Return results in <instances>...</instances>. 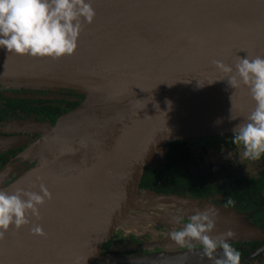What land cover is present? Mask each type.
I'll return each instance as SVG.
<instances>
[{"label":"water","instance_id":"95a60500","mask_svg":"<svg viewBox=\"0 0 264 264\" xmlns=\"http://www.w3.org/2000/svg\"><path fill=\"white\" fill-rule=\"evenodd\" d=\"M88 2L95 17L90 25L81 21L71 56L34 58L0 47V87H65L84 96L54 124L1 122L0 155L28 143L16 164L30 166L1 168L0 191L38 193L43 183L52 199L38 220L19 231L10 226L0 241V264H97L115 230L172 232L179 219L207 209L215 212L213 237L231 231L226 241L263 239L258 226L232 209L142 189L140 182L146 167L165 160L166 144L234 134L246 122L255 108L248 88H230L213 61L234 66L238 57L264 58V0ZM33 226L46 237L30 234ZM201 252L173 249L131 263L209 262Z\"/></svg>","mask_w":264,"mask_h":264},{"label":"clouds","instance_id":"9594fccd","mask_svg":"<svg viewBox=\"0 0 264 264\" xmlns=\"http://www.w3.org/2000/svg\"><path fill=\"white\" fill-rule=\"evenodd\" d=\"M94 17L88 0H0V47L15 55L34 58L55 60L71 56L83 31L81 21L90 25ZM213 64L223 74L221 80L226 79L232 89L247 87L255 102L246 122L234 129L232 143L242 148L240 160L257 161L264 155V58L238 57L234 66L222 61ZM51 199L52 194L43 183L38 193L23 188L11 194L0 191V241L5 239L10 226L19 231L32 218L38 220L40 208ZM215 223L212 209L196 211L180 230L169 233L170 240L180 248H193V242L198 243L201 256L213 264H240V252L226 242L233 232L213 237L210 233ZM30 234L46 237L40 226H33ZM218 248L222 250L221 258H214Z\"/></svg>","mask_w":264,"mask_h":264},{"label":"flooded vegetation","instance_id":"af4514ba","mask_svg":"<svg viewBox=\"0 0 264 264\" xmlns=\"http://www.w3.org/2000/svg\"><path fill=\"white\" fill-rule=\"evenodd\" d=\"M84 96L71 88H3L0 87V124L2 121L33 118L35 121L50 122L57 120L81 104ZM34 135L30 139L38 138ZM230 136L209 139L196 137L179 139L166 144V153L180 147L183 155L182 174L187 175L185 182H175L172 191L158 192L176 194L207 200L215 205L224 206L239 213L255 224L264 234V155L257 161L240 160L242 148L232 143ZM213 144V145H212ZM28 145L0 155V169L8 163L16 164L17 155ZM165 153V154H166ZM28 162L15 165L18 172L29 167ZM188 172V173H187ZM11 176L9 180H12ZM232 203L229 204L228 201ZM178 220L173 229L180 230ZM169 231L163 226H154L149 230L133 234L115 230L101 248L104 259L97 264H120L116 258L140 255H154L165 251L201 250L200 245L193 248H164V243H172ZM240 252V264H264V238L261 240L226 241ZM169 249V250H168ZM222 250L217 249L214 258H221ZM193 264V263H191ZM197 264H213L212 261Z\"/></svg>","mask_w":264,"mask_h":264},{"label":"trees","instance_id":"16d2710c","mask_svg":"<svg viewBox=\"0 0 264 264\" xmlns=\"http://www.w3.org/2000/svg\"><path fill=\"white\" fill-rule=\"evenodd\" d=\"M1 114L2 112H0V116ZM170 144L173 145L174 143ZM182 155L181 148L175 147L165 154V160L160 165L154 168L146 167L141 178L140 187L165 193L172 191V185L175 182H185L187 175L182 174Z\"/></svg>","mask_w":264,"mask_h":264},{"label":"rangeland","instance_id":"374dc122","mask_svg":"<svg viewBox=\"0 0 264 264\" xmlns=\"http://www.w3.org/2000/svg\"><path fill=\"white\" fill-rule=\"evenodd\" d=\"M223 136H230V137H233V134H230V135H215V136H211V137H207L209 139H216L217 137H223ZM213 145V144H212ZM119 230H122L124 232H128V231H125V229H119ZM144 255H136V256H132V257H121V258H116L115 260H117L120 264H133L135 263L133 260L136 258V257H142ZM133 262V263H131ZM138 264V263H137Z\"/></svg>","mask_w":264,"mask_h":264}]
</instances>
